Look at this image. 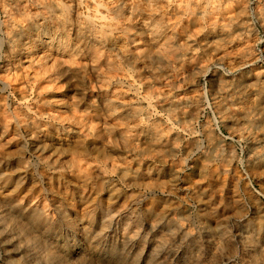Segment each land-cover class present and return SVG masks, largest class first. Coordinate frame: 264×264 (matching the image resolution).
<instances>
[{"label": "clouds", "instance_id": "1", "mask_svg": "<svg viewBox=\"0 0 264 264\" xmlns=\"http://www.w3.org/2000/svg\"><path fill=\"white\" fill-rule=\"evenodd\" d=\"M0 264H264V0H0Z\"/></svg>", "mask_w": 264, "mask_h": 264}]
</instances>
